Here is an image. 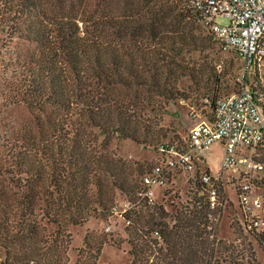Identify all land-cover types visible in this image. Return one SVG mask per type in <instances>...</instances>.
<instances>
[{
    "label": "trees",
    "instance_id": "obj_1",
    "mask_svg": "<svg viewBox=\"0 0 264 264\" xmlns=\"http://www.w3.org/2000/svg\"><path fill=\"white\" fill-rule=\"evenodd\" d=\"M82 1L56 9L0 0V264H97L104 238L93 245L86 235L71 262V228L110 213L124 225L129 264H238L234 246L208 230L199 167L165 169L151 204L137 192L161 160L144 170L107 153L110 139H126L175 158L187 135L160 141L158 127L169 105L188 98L179 82L197 84L192 57L207 38L192 22L215 37L181 0ZM217 92L202 98L209 123ZM22 112L30 121L19 128ZM87 130L104 150L95 151ZM126 202L133 209L114 215ZM232 223L264 247V233Z\"/></svg>",
    "mask_w": 264,
    "mask_h": 264
},
{
    "label": "built area",
    "instance_id": "obj_2",
    "mask_svg": "<svg viewBox=\"0 0 264 264\" xmlns=\"http://www.w3.org/2000/svg\"><path fill=\"white\" fill-rule=\"evenodd\" d=\"M181 3L195 13L197 21L210 31L223 51L233 53L241 61L236 78L238 89L216 100L213 122L200 120L191 127L184 147L174 152V159L161 157L142 177L146 188L139 190L137 197L153 204L156 200L151 189L164 185L165 169L177 164L189 170L197 166L211 234L216 230L224 202L222 180L237 193L241 219L235 220L240 228L264 233V218H250V212L264 210V0H181ZM219 17L227 23L218 24ZM215 142L224 147L220 170L230 173L228 179H223L220 173L218 182L202 166V154ZM134 205L126 202L120 208L116 206L113 214L122 216Z\"/></svg>",
    "mask_w": 264,
    "mask_h": 264
},
{
    "label": "rangeland",
    "instance_id": "obj_3",
    "mask_svg": "<svg viewBox=\"0 0 264 264\" xmlns=\"http://www.w3.org/2000/svg\"><path fill=\"white\" fill-rule=\"evenodd\" d=\"M49 5H55L56 9L60 7H70L78 4L80 0H45ZM93 0H83L82 3H90ZM216 22L220 25L227 23L224 18H217ZM2 21H0V25ZM195 28V33L207 38L206 48L201 52H195L193 59L197 64H194L199 69L196 71L197 84H193L188 78H184L179 82L180 91L188 98L175 105H169L161 117L159 127L162 138L160 141H170L187 135V122L196 124L200 120H204L201 115L202 98L209 94L213 95L214 90L217 96H226L237 92L238 86L236 78L241 70V61L231 52L223 51L215 39L211 41V35L192 22ZM2 47V46H1ZM195 73V74H196ZM211 115V110H209ZM27 113H21L20 116H15L13 121L15 126L19 124H27L30 117ZM11 123L8 121V127ZM2 129V128H1ZM3 131V129H2ZM92 130H87L85 139L91 142L95 147V151L104 150V142L102 137ZM158 141V142H160ZM157 143V142H155ZM151 143V144H155ZM223 145L220 142H215L207 151L202 154L203 168L207 169L212 179L218 182L219 174L223 175V179H228L230 173L228 171L221 172L220 162L223 153ZM107 153L113 158L127 160L131 163H139L143 169L149 168L155 162H158L161 156L142 145H138L131 140L126 139H110ZM222 182L224 192V202L221 206L220 216L216 224L215 236L217 239H222L226 243H231L237 251L238 264H264V247L255 239L243 232L241 229H236L232 223L233 219H241L236 192L230 184ZM152 194L154 200H160L162 188L153 186ZM184 198V197H183ZM185 200V199H184ZM119 203V199H117ZM121 201V200H120ZM107 215V214H106ZM101 215L98 218H91L88 222L81 226L71 228L72 239L74 242L70 246L69 256L71 262H75L78 257L79 248L83 247V241L86 235L89 236L91 244L97 245L102 238L106 243L102 242L97 264H129L126 251L129 249V244L126 242L128 236L124 231V225L119 218L112 216ZM110 227V230L107 228ZM235 254V253H234ZM3 259V254L0 252V261Z\"/></svg>",
    "mask_w": 264,
    "mask_h": 264
},
{
    "label": "crops",
    "instance_id": "obj_4",
    "mask_svg": "<svg viewBox=\"0 0 264 264\" xmlns=\"http://www.w3.org/2000/svg\"><path fill=\"white\" fill-rule=\"evenodd\" d=\"M193 125H194V124H193ZM193 125H192V126H193Z\"/></svg>",
    "mask_w": 264,
    "mask_h": 264
}]
</instances>
